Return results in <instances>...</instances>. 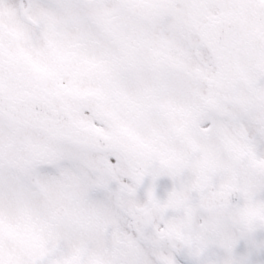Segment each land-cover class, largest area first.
Segmentation results:
<instances>
[{"label":"snow or ice","instance_id":"snow-or-ice-1","mask_svg":"<svg viewBox=\"0 0 264 264\" xmlns=\"http://www.w3.org/2000/svg\"><path fill=\"white\" fill-rule=\"evenodd\" d=\"M0 264H264V0H0Z\"/></svg>","mask_w":264,"mask_h":264}]
</instances>
